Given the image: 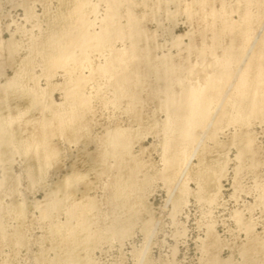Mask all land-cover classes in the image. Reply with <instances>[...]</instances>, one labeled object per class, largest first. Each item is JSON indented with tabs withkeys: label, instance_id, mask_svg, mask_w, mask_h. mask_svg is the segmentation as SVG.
I'll return each mask as SVG.
<instances>
[{
	"label": "rangeland",
	"instance_id": "obj_1",
	"mask_svg": "<svg viewBox=\"0 0 264 264\" xmlns=\"http://www.w3.org/2000/svg\"><path fill=\"white\" fill-rule=\"evenodd\" d=\"M194 1L0 0V121L13 137L0 147V264H264V121L214 122L229 111L215 102L167 169L177 139L165 131L167 91L140 65L131 102L97 70L130 41H81L107 23L126 26L131 12L144 34L134 61L181 66L169 86L177 96L239 50V32L250 28L253 40L233 70L264 33L262 0ZM223 21L232 29L219 34ZM66 46L72 54L59 58ZM60 116L71 119L63 130ZM115 128L125 149L102 156Z\"/></svg>",
	"mask_w": 264,
	"mask_h": 264
},
{
	"label": "bare ground",
	"instance_id": "obj_2",
	"mask_svg": "<svg viewBox=\"0 0 264 264\" xmlns=\"http://www.w3.org/2000/svg\"><path fill=\"white\" fill-rule=\"evenodd\" d=\"M248 1L251 3V0ZM262 1L264 7V0ZM109 2L110 5H114V7L117 6L116 0H109ZM195 3L200 9H205L210 5L211 0H198ZM209 11H211V15L215 14L212 10L209 9ZM126 16V26L120 27L117 26L116 23H111V25L107 23L106 27H103L104 29L101 28L102 30L100 29L101 31L99 30L98 33L95 32L96 34L83 33L81 35V41L91 42L94 48L110 46L112 42L117 39L127 38L130 41L127 51L115 53L108 59V62L104 66L99 67L97 70L100 72V75L109 73L113 77V88L116 91L120 90L131 102H134L137 96L135 95L137 92L135 89L139 87V85H143V79H145L144 73H138L140 65L144 66L143 68L146 72L153 75L151 77L159 81L163 91H167L164 103H162L167 112V119L164 125L165 131L176 133L177 135V139L174 141L171 140L175 149L174 152L170 157H165L164 159L167 169L171 170L176 166L175 164H178L179 159L177 153L180 150L178 148L192 141L194 135L200 136L204 128L209 124L210 106L215 102L217 104L225 103L226 106L229 107V111H220L217 117H215L214 122L217 121V118H220V120L225 119L228 113L230 114V121L228 122L232 124L240 123L243 125L245 121L252 117L264 121V33L263 35L261 34L262 36L259 39H256L257 42L255 46L258 45L257 48H254L253 45L252 47L250 46L251 48L248 51V55L244 59L242 66L239 67V70L237 67L241 61H238V59H242L248 45L253 40L247 33L250 31V28H246L244 31L238 33V38H240L239 40L241 41V47H239L238 51L231 48L230 52H224L221 58L215 59V70L204 80L203 85L185 86L178 80L177 83L179 85L181 84L182 87L180 89L181 93L176 96L169 91V86L172 80H176L175 78L177 76H175V73L177 72L176 74L178 75V71H181V66L179 68L172 65L166 58L160 59L157 63H155V61L151 62L146 54L141 55V58H139L140 60L134 61L133 58L139 55L133 48L144 34L140 30L139 20L133 17L131 12H127ZM114 18L115 13L110 16L109 20ZM219 29V34H222L225 30H231L232 27L229 23L223 21ZM71 54L70 47L66 46L63 54L60 55L59 58L70 56ZM233 65H237V67H235L237 70L235 68L233 70ZM115 67L120 68L122 72L127 70L130 72L127 74H118L114 71ZM183 68H185V66ZM235 70L236 73L238 71L237 75L234 74ZM149 74H146V76ZM11 85L13 84L10 83L8 87H11ZM74 100L76 104L81 101L79 99ZM31 101L34 103L32 107H36L37 101L34 96ZM72 117L73 115H71V118ZM57 118L58 120H56L60 123L62 130V126L68 125V122L71 120L64 116ZM46 128L47 123L43 122L40 130L43 142L46 140ZM57 132H59V130ZM106 134L105 142L106 144L108 143L110 148H106L107 150L103 151L102 156H115L120 147H122L123 150L125 149L123 147L124 130L115 128L114 130L106 132ZM211 136H213V134H211ZM12 141L13 137L10 128L0 121V147L7 144L11 145ZM176 149H178L177 152ZM36 151L37 150H35V152ZM41 153L43 166L47 167V154L45 151H41ZM35 154L39 156V153ZM69 182L70 179L67 180L66 184ZM1 183L2 176L0 172V184ZM54 205L56 204H53V206Z\"/></svg>",
	"mask_w": 264,
	"mask_h": 264
}]
</instances>
